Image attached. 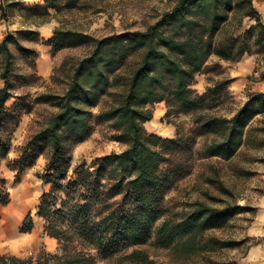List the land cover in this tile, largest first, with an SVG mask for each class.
<instances>
[{"label": "trees", "instance_id": "1", "mask_svg": "<svg viewBox=\"0 0 264 264\" xmlns=\"http://www.w3.org/2000/svg\"><path fill=\"white\" fill-rule=\"evenodd\" d=\"M59 1L73 8L79 0H44L43 7L21 8L57 9ZM19 4L0 0V17L6 18ZM244 20L254 24L242 31ZM10 42L8 35L0 40V164L8 155L20 118L16 105L6 107L11 98ZM48 43L57 49L91 43L92 50L73 67L63 94L41 96L56 111L20 147L8 167L19 181L46 155L35 215L43 222L44 233L57 241L58 253L46 254L44 262L0 255V264H92V252L108 258L121 246L142 245L152 237L159 246L177 247L197 233L222 227L240 213V206L216 209L196 203L182 219L162 220L164 198L188 172L196 137H213L204 146L205 157L228 160L244 146L251 121L264 112V94L255 93L231 115L214 116L207 112L218 106L224 83L202 94L193 90L196 74L210 56L237 60L250 52L251 45L264 53V23L252 0H177L145 31L93 39L56 30ZM162 102L165 118L190 117L194 127L190 137H182L178 130L173 139L146 131L144 124L153 118V105ZM92 122L108 123L114 132L112 140L125 148L89 164L72 165L70 148L85 140ZM9 201L0 172V206ZM32 228L29 213L19 233L27 234Z\"/></svg>", "mask_w": 264, "mask_h": 264}, {"label": "rangeland", "instance_id": "2", "mask_svg": "<svg viewBox=\"0 0 264 264\" xmlns=\"http://www.w3.org/2000/svg\"><path fill=\"white\" fill-rule=\"evenodd\" d=\"M7 1L20 3L12 7L6 18L0 17V40L6 35L10 37L12 53L11 98L6 107L10 109L16 105L20 118L8 155L0 164L10 195L9 203L0 206V255L44 262L46 254L58 253L57 241L44 233L43 222L35 215L43 191L39 175L43 172L46 155L40 156L19 181L8 164L56 111L41 96L63 94L73 67L92 50L91 43L57 49L48 40L56 30L93 39L145 31L177 0H79L73 8L59 1L57 9L46 11L21 8L43 7L44 0ZM252 3L264 23V0H252ZM253 24V21L244 20L241 30ZM223 83L218 106L207 112L214 116H229L249 95L264 94V53L251 45L250 52L237 60L224 61L210 56L196 74L193 90L202 94ZM2 86L0 78V88ZM97 110L94 108L92 113L96 114ZM165 111L163 102L153 105L154 118L144 126L147 131L168 139L175 138L177 130L182 137L193 134L189 116L172 114L167 119ZM113 135L108 123L92 122L85 140L70 148L72 165L80 161L89 164L96 157L122 151L125 145L112 140ZM212 138L196 137L192 154H189L188 172L173 184L164 198L162 220L178 221L196 203L216 209L240 206V213L229 217L220 228L193 235L184 241L185 245L162 247L152 237L142 245L121 246L112 257L103 258L92 252V264H130L144 259L149 264H264V112L251 121L244 146L230 159L205 157L204 146ZM29 213L33 228L21 234L19 228ZM162 220L156 222L155 229Z\"/></svg>", "mask_w": 264, "mask_h": 264}, {"label": "crops", "instance_id": "3", "mask_svg": "<svg viewBox=\"0 0 264 264\" xmlns=\"http://www.w3.org/2000/svg\"><path fill=\"white\" fill-rule=\"evenodd\" d=\"M153 118H154V116H153ZM152 121V120H151ZM151 121H149V122H147V123H145L144 124V126L146 127ZM146 129V128H145ZM146 131H147V129H146ZM147 132H149V133H152V134H155L156 135V133L155 132H152V131H147Z\"/></svg>", "mask_w": 264, "mask_h": 264}]
</instances>
